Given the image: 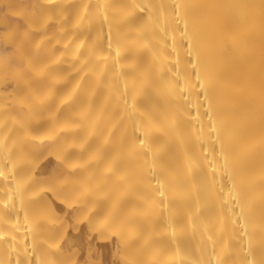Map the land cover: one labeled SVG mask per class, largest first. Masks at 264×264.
I'll return each mask as SVG.
<instances>
[{
  "label": "bare ground",
  "instance_id": "obj_1",
  "mask_svg": "<svg viewBox=\"0 0 264 264\" xmlns=\"http://www.w3.org/2000/svg\"><path fill=\"white\" fill-rule=\"evenodd\" d=\"M0 264H264V0H0Z\"/></svg>",
  "mask_w": 264,
  "mask_h": 264
}]
</instances>
